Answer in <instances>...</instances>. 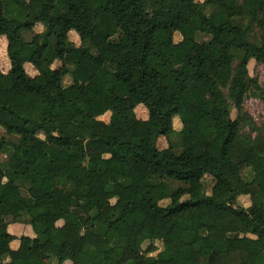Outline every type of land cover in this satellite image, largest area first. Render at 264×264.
<instances>
[{
    "label": "trees",
    "instance_id": "16d2710c",
    "mask_svg": "<svg viewBox=\"0 0 264 264\" xmlns=\"http://www.w3.org/2000/svg\"><path fill=\"white\" fill-rule=\"evenodd\" d=\"M0 37V264H264V0H0Z\"/></svg>",
    "mask_w": 264,
    "mask_h": 264
},
{
    "label": "rangeland",
    "instance_id": "374dc122",
    "mask_svg": "<svg viewBox=\"0 0 264 264\" xmlns=\"http://www.w3.org/2000/svg\"><path fill=\"white\" fill-rule=\"evenodd\" d=\"M192 0H187V3H191ZM41 30V26L37 25L35 27V31H40ZM69 38L71 40H73L75 43H79V38L77 36V34L74 31H71L69 34ZM176 39L179 38L178 35H176L175 37ZM205 38V37H202ZM55 67L59 66V62H56L54 64ZM9 67V63H8V58L6 55V51H5V39L4 37H0V70L1 71H7ZM248 69H249V73L251 75H257L259 78V81L264 85V65H257L255 64V62L253 60H251L248 64ZM27 71L30 74H33L34 71L32 70L31 67L27 66ZM69 79L66 77L64 82H68ZM99 87V83L98 81L94 78L91 77L87 82H85L84 84V88L85 90L90 93V94H95L98 90ZM198 91L199 93L204 96V97H209L212 92H213V85L211 80L209 79H204L198 86ZM125 106L128 109H132L133 111H135L136 115L138 118H142V119H146L147 118V110L146 108L141 104L138 103L135 98L130 94L125 98ZM244 107L246 109V111L252 115L254 117V119H256L257 121H259V119H262V117L264 116V103L261 102L260 100L253 98V97H247L245 99L244 102ZM187 110L191 113H199L201 112V107L198 103H189L187 105ZM232 116H234V114L232 113ZM103 119L107 120L108 119V115L105 114L103 117ZM173 125L174 127L177 129L178 128V117L175 116L173 119ZM0 133H3V130L0 129ZM159 144L161 146L165 145V141H159ZM67 168H69V165H66ZM205 181V186H206V190L209 191L211 184H212V178L209 176H205L204 178ZM168 201L167 200H163L160 202V204L164 205L166 204ZM189 219L186 220V222H188ZM43 221L46 224H51L53 222V219L49 218V217H44ZM183 225H185V222H183ZM225 224H221L220 228L221 230L225 229ZM9 231L13 234H15L16 236H21L22 234H28L31 233L30 229L28 226H26L23 223H13L10 224L8 227ZM15 248H18L22 251L23 255L28 258V259H35L37 256L32 254L31 252L27 251L26 248L21 245L18 240H15L12 243ZM158 246L159 248H161V243L158 242ZM56 262V258L52 257L50 260L48 259H43L39 262V264H54ZM18 264H22L21 262H18ZM63 264H70L69 261L64 262ZM139 264H146L144 258H141V262Z\"/></svg>",
    "mask_w": 264,
    "mask_h": 264
},
{
    "label": "crops",
    "instance_id": "0c3cea01",
    "mask_svg": "<svg viewBox=\"0 0 264 264\" xmlns=\"http://www.w3.org/2000/svg\"><path fill=\"white\" fill-rule=\"evenodd\" d=\"M200 113V112H199ZM15 240H17V239H15ZM15 240H13L12 242H11V247L13 248V249H18L19 251H21L20 249H19V246H18V248H15L14 246H12L13 244V242L15 241ZM18 242H19V240H18ZM22 252V251H21Z\"/></svg>",
    "mask_w": 264,
    "mask_h": 264
}]
</instances>
